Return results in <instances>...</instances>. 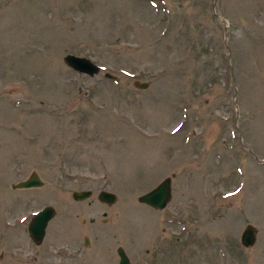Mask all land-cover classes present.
I'll list each match as a JSON object with an SVG mask.
<instances>
[{"label": "rangeland", "instance_id": "rangeland-1", "mask_svg": "<svg viewBox=\"0 0 264 264\" xmlns=\"http://www.w3.org/2000/svg\"><path fill=\"white\" fill-rule=\"evenodd\" d=\"M32 172L42 186L12 188ZM166 176L164 209L137 201ZM145 244L264 264V0H0V264H117L118 246L141 264Z\"/></svg>", "mask_w": 264, "mask_h": 264}, {"label": "water", "instance_id": "water-1", "mask_svg": "<svg viewBox=\"0 0 264 264\" xmlns=\"http://www.w3.org/2000/svg\"><path fill=\"white\" fill-rule=\"evenodd\" d=\"M65 62L72 69L88 74L90 76L98 73L99 66L92 62L90 59L75 55L67 54L65 56ZM107 78L114 79V75L109 72L104 74ZM136 85L139 88H146L147 82H138ZM43 181L40 179L36 172H32L26 179L21 180L15 184H12V188H30L39 187L43 185ZM90 190L73 191L71 196L74 200H83L91 195ZM116 195L113 192L107 190H101L97 194V199L107 205H112L116 201ZM172 200V177L166 176L155 187L149 191L137 196L139 203L146 204L156 210L164 209L168 203ZM56 210L52 205H46L43 208L36 211L30 218L27 231L30 239L35 245H40L45 237L46 228L49 221L55 216ZM257 228L248 223L243 229L240 242L244 247H251L255 244L257 239ZM88 242L87 239H85ZM119 264H131L128 256L124 252L122 247L118 248Z\"/></svg>", "mask_w": 264, "mask_h": 264}, {"label": "flooded vegetation", "instance_id": "flooded-vegetation-1", "mask_svg": "<svg viewBox=\"0 0 264 264\" xmlns=\"http://www.w3.org/2000/svg\"><path fill=\"white\" fill-rule=\"evenodd\" d=\"M85 239L88 240V238L87 237H84V245H88L89 244V240H88V242H86ZM171 245H173V244H171ZM171 245H169L168 247H165V249H166V251H165V257H162V256H164V255H162V252H163V250H162L163 247L162 246L153 245L152 246L153 249H151V248L148 247L147 244H145L144 245V248L142 250L143 252H142L141 264H161V263L163 264L164 263L163 261H165V260H166L165 262L171 261L172 263L175 262V264H177L178 257H177V253H175V249L177 247H174V246H171ZM119 247H122V246H118L116 248V254H117V258H118V263L117 264H119V260H120L119 259V255H118V248ZM123 250L126 253V255L128 256V259H129L130 263L132 264V262H131V260L129 258V255L127 254V252L125 251L124 248H123ZM172 251H173V253H172ZM101 253H105L106 256L109 255V251L103 252V250H102ZM89 256H93L92 253ZM91 259L92 258L88 259V261H87L88 264H95V263L92 262ZM104 262H107V260L105 259ZM102 264H104V263H102Z\"/></svg>", "mask_w": 264, "mask_h": 264}]
</instances>
